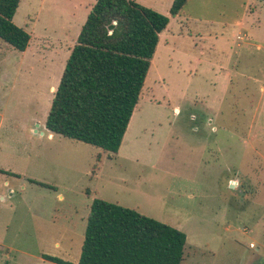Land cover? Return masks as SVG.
<instances>
[{
  "label": "rangeland",
  "instance_id": "rangeland-1",
  "mask_svg": "<svg viewBox=\"0 0 264 264\" xmlns=\"http://www.w3.org/2000/svg\"><path fill=\"white\" fill-rule=\"evenodd\" d=\"M96 1L21 0L29 46L0 39V264L77 263L96 198L184 231L182 264H264V0L188 1L117 153L45 124Z\"/></svg>",
  "mask_w": 264,
  "mask_h": 264
},
{
  "label": "trees",
  "instance_id": "trees-1",
  "mask_svg": "<svg viewBox=\"0 0 264 264\" xmlns=\"http://www.w3.org/2000/svg\"><path fill=\"white\" fill-rule=\"evenodd\" d=\"M187 2L173 0L170 15L180 14ZM20 3L0 0V39L24 51L32 34L13 21ZM169 22L137 0H97L70 50L46 128L117 153ZM186 244L187 234L177 227L96 198L78 262L46 258L61 264H182Z\"/></svg>",
  "mask_w": 264,
  "mask_h": 264
},
{
  "label": "crops",
  "instance_id": "crops-1",
  "mask_svg": "<svg viewBox=\"0 0 264 264\" xmlns=\"http://www.w3.org/2000/svg\"><path fill=\"white\" fill-rule=\"evenodd\" d=\"M137 1H139V2H142L143 0H137ZM172 2H171V5H172V3H173V0H171ZM189 1V0H188ZM188 3V2H187ZM170 5V6H171ZM181 10H183V9H181ZM88 15V14H87ZM178 16H180V17H184V18H186V16L187 15H184V16H181V13L180 14H178V15H176V16H172L171 15V18H170V22H169V24H168V26H167V28L160 34V40H161V37L163 36V34L166 32V31H169V25H170V23H171V21H172V18H174V17H178ZM86 18H87V16H86ZM85 22V21H84ZM243 19H240L239 21H237V22H235V25H237V26H239V27H241L242 25H243ZM83 25V24H82ZM82 27V26H81ZM246 35H249L248 33H246ZM224 38H226L225 37V35L223 34L222 36H221V38L220 39H224ZM238 38H241V39H243V37L242 36H238ZM253 38V37H252ZM160 43V42H159ZM159 46V45H158ZM158 48V47H157ZM50 136H52V134H50Z\"/></svg>",
  "mask_w": 264,
  "mask_h": 264
}]
</instances>
